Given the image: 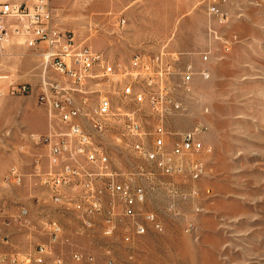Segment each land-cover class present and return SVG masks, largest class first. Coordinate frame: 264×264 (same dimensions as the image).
I'll return each mask as SVG.
<instances>
[{
  "label": "rangeland",
  "instance_id": "obj_1",
  "mask_svg": "<svg viewBox=\"0 0 264 264\" xmlns=\"http://www.w3.org/2000/svg\"><path fill=\"white\" fill-rule=\"evenodd\" d=\"M51 5L61 25L74 29L80 39L91 34L96 48L121 60L135 50L158 51L165 45L188 53L185 60L197 67L209 68L211 77H195L187 110L172 122L179 130L196 122L206 126L202 138L211 148L209 174L194 181L158 172L128 176L145 186L146 207L164 224L161 232L151 229L135 238L130 260L120 238L106 242L77 235L72 213L56 209L46 190L3 183L14 163L31 170L36 148L26 146L21 152L19 147L28 132H45L48 125L36 96L37 51L5 43L0 46V197L10 216L21 204L28 205L33 226L4 224L0 213V252L24 251L45 241L44 222L57 218L73 234L72 244L61 247L71 264L70 247L93 250L95 264H106L107 244L115 249L116 264H264V0L228 2L232 16L223 25L208 14L207 0H51ZM119 17L126 19L124 26L117 25ZM218 34L236 37L224 56ZM203 53H208L207 61ZM11 82L28 83L34 91L12 94ZM111 149L125 171L142 163L125 146ZM192 187L198 192L192 193ZM7 232L10 244L1 239Z\"/></svg>",
  "mask_w": 264,
  "mask_h": 264
},
{
  "label": "built area",
  "instance_id": "obj_2",
  "mask_svg": "<svg viewBox=\"0 0 264 264\" xmlns=\"http://www.w3.org/2000/svg\"><path fill=\"white\" fill-rule=\"evenodd\" d=\"M232 1L207 0L208 14L221 23L232 16L225 7ZM125 21L119 17L117 25L124 26ZM90 36L80 39L74 29L61 25L51 0H0V46L17 42L37 51L36 96L48 114L46 131L28 132L26 143L19 147L21 152L26 146L36 148L31 170L14 163L3 183L8 187L30 183L46 190L56 209L72 213L77 235L106 242L120 238L130 260L135 238L151 229L161 232L164 224L146 207L145 186L128 176L158 172L194 181V175L209 174L210 144L202 138L206 126L196 122L179 130L172 122L187 110L195 77L210 78L211 72L185 60L188 53L165 45L158 51L135 50L121 60L96 48ZM217 38L224 56L236 37L218 34ZM208 59L203 53L202 60ZM8 91L34 90L28 83L11 82ZM111 146H125L142 163L130 171L121 169ZM191 192L198 189L192 187ZM30 210L21 204L17 214L7 215L0 197L4 224L14 221L32 227ZM41 230L45 241L24 251H1V264H71L61 247L72 244L73 234L57 218L46 220ZM10 238L7 232L1 239L10 244ZM69 254L75 264L96 263L93 250L70 247ZM103 255L106 264H116L113 245L107 244Z\"/></svg>",
  "mask_w": 264,
  "mask_h": 264
},
{
  "label": "bare ground",
  "instance_id": "obj_3",
  "mask_svg": "<svg viewBox=\"0 0 264 264\" xmlns=\"http://www.w3.org/2000/svg\"><path fill=\"white\" fill-rule=\"evenodd\" d=\"M208 151H211V148L209 147ZM200 175H194V178H199Z\"/></svg>",
  "mask_w": 264,
  "mask_h": 264
},
{
  "label": "crops",
  "instance_id": "obj_4",
  "mask_svg": "<svg viewBox=\"0 0 264 264\" xmlns=\"http://www.w3.org/2000/svg\"><path fill=\"white\" fill-rule=\"evenodd\" d=\"M221 24V23H220ZM221 25H223V24H221ZM35 125H37V123H35ZM48 126V125H47ZM36 128H37V126H36ZM46 129H47V127H46ZM8 251V250H7ZM9 252H11V251H9Z\"/></svg>",
  "mask_w": 264,
  "mask_h": 264
}]
</instances>
